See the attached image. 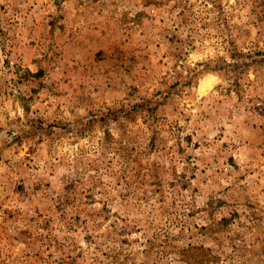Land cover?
Instances as JSON below:
<instances>
[{
  "label": "rangeland",
  "instance_id": "obj_1",
  "mask_svg": "<svg viewBox=\"0 0 264 264\" xmlns=\"http://www.w3.org/2000/svg\"><path fill=\"white\" fill-rule=\"evenodd\" d=\"M0 264H264V0H0Z\"/></svg>",
  "mask_w": 264,
  "mask_h": 264
}]
</instances>
